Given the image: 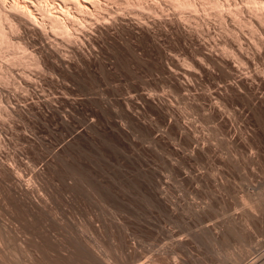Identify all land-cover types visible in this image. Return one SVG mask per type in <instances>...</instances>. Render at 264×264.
<instances>
[{"label":"rangeland","instance_id":"1","mask_svg":"<svg viewBox=\"0 0 264 264\" xmlns=\"http://www.w3.org/2000/svg\"><path fill=\"white\" fill-rule=\"evenodd\" d=\"M227 24L237 30L238 44L218 36L221 27L216 23L203 36L183 40L168 30L157 34L153 43L138 31L111 29L109 37L99 32L92 36L99 52L114 60L109 69L98 62L100 67L95 63L71 75L53 68L43 52L38 54L39 67L11 66L12 81L0 84V264H98L93 258L105 253L111 264H248L264 253V83L256 75L264 70V27L255 23L251 33L248 26ZM22 40L30 41V48L43 49L44 42L25 34ZM167 66L175 69L171 72ZM241 77L246 85L238 84ZM232 82H237L238 91L229 89ZM92 167L110 173L119 167L158 169L155 178L161 179L163 189L169 188L164 189L167 196L203 202L196 200L197 214L191 211L194 206L180 209L178 232V219L172 222L175 227L166 216L157 215L158 221L163 217L160 225L148 230L121 213L119 221H128L131 229L119 234L108 222L117 213L110 203L111 176H87L84 170ZM184 170L190 171L187 178L179 174ZM173 182L183 184L182 189ZM112 189L132 194L137 190ZM171 233L180 234L179 242H172L175 235L167 240Z\"/></svg>","mask_w":264,"mask_h":264},{"label":"bare ground","instance_id":"2","mask_svg":"<svg viewBox=\"0 0 264 264\" xmlns=\"http://www.w3.org/2000/svg\"><path fill=\"white\" fill-rule=\"evenodd\" d=\"M232 22L233 25L238 27H244L248 26L251 30V33H254L253 25L259 24L260 26L264 27V0H0V84L2 85H8L10 84V80L12 81V75H11V66L15 63L22 64L26 66H29L30 64L33 65V67H39V55L41 56L42 52L46 57H48L51 62V66L53 68L57 67L58 69H61L62 71L67 72L68 74L73 75L77 72H82V70L92 68L94 65L103 64L104 66H108V69L110 66L109 63H113L110 56H105L101 54L98 50L99 45L93 39V35L95 32H99L105 37H109L111 34V29H118L130 33H135V31H138L142 35L143 38L146 40H149L148 42H156L157 41V34L166 33L168 30L173 32L176 35L181 36L183 40L190 36H200V34L203 36V33L205 31L209 32V25L218 24L221 29V31H218V36H225L226 38H231L232 41L234 40L236 43L239 42V34L235 33V31L231 30L233 29L230 26L227 27V22ZM256 23V24H255ZM232 24H230L232 26ZM242 30V29H241ZM259 30V27H258ZM115 32V31H114ZM205 34H208V33ZM239 32V31H238ZM259 32V31H258ZM113 33V32H112ZM261 33V32H260ZM27 35V38H29L31 41H39L43 44V49L38 51L37 49L30 48V41L27 42V40L23 41L22 36ZM125 34V32H124ZM167 34V33H166ZM101 36V35H100ZM163 36V35H162ZM217 36V37H218ZM103 37V36H102ZM127 37V36H126ZM262 37V36H261ZM99 38V37H98ZM195 38V37H194ZM225 38V40H226ZM25 39V38H23ZM97 39V38H96ZM138 39V38H137ZM193 39V37H192ZM198 39V38H197ZM200 39V38H199ZM206 39V38H205ZM208 39V38H207ZM216 39V38H215ZM220 39V38H219ZM106 40V39H105ZM160 40V39H159ZM209 40V39H208ZM264 40V39H263ZM104 41V40H103ZM143 41V40H142ZM191 41V40H190ZM193 41V40H192ZM207 41V40H206ZM215 41V40H214ZM259 41V40H258ZM108 42V41H107ZM110 42V41H109ZM234 42V43H235ZM38 43V42H37ZM186 43V42H185ZM205 43V41H204ZM235 43V44H236ZM264 43V42H263ZM87 44V45H86ZM102 44V43H101ZM131 44V43H130ZM187 44V43H186ZM202 44V43H201ZM207 44V43H206ZM216 44V43H215ZM238 44V43H237ZM86 45V50L85 46ZM240 45V44H239ZM33 46V45H32ZM42 46V45H41ZM65 46V48H64ZM88 46V47H87ZM98 46V47H97ZM101 46V45H100ZM112 46V44H111ZM156 46V45H155ZM34 47V48H35ZM102 47V46H101ZM100 47V48H101ZM133 47V46H132ZM68 48V49H66ZM111 48V47H110ZM139 48V47H138ZM238 48L241 49L240 46ZM198 49V48H197ZM64 50V51H63ZM212 51V50H211ZM66 52V53H65ZM223 52H227L226 50H223ZM41 53V54H40ZM111 53V52H110ZM206 53V52H205ZM208 53V52H207ZM39 54V55H38ZM171 54V53H170ZM202 54V53H201ZM210 54V53H209ZM213 54V53H212ZM220 54V53H219ZM223 54V53H222ZM108 55V54H107ZM113 55V54H112ZM204 55V53H203ZM137 56V55H136ZM205 56V55H204ZM202 57V56H201ZM225 57V56H224ZM254 57V56H253ZM41 58V57H40ZM43 58V57H42ZM169 58V57H168ZM200 58V57H198ZM227 58V57H226ZM108 61V63L106 62ZM202 60V59H201ZM220 60V59H219ZM228 60V59H227ZM167 62V61H166ZM197 62V61H196ZM202 62V61H200ZM96 63V64H95ZM98 64V65H99ZM100 64V65H101ZM169 64V63H168ZM181 64V63H180ZM189 64V63H188ZM191 64V63H190ZM205 64V63H203ZM45 65V63H44ZM99 65V67H100ZM223 65V64H222ZM195 65L192 64L191 68H194ZM96 67V66H95ZM103 67V66H102ZM173 67V66H172ZM172 67L167 66L169 71H173L175 68L172 69ZM197 67L202 68V63H198ZM206 67V66H205ZM255 67V66H254ZM43 68V67H42ZM52 69L51 67H49ZM48 68V69H49ZM35 69V68H34ZM41 69V68H39ZM38 69V70H39ZM46 69V68H45ZM87 69V70H88ZM112 69V67H111ZM186 69V68H185ZM37 70V69H36ZM261 70V69H260ZM185 71V70H183ZM191 71V70H190ZM43 72V71H41ZM177 72V71H176ZM261 72H264V70L258 71L256 75L258 76V79L260 82L264 83V76H261ZM244 73V72H243ZM40 74V73H39ZM78 74V73H77ZM178 74V73H177ZM252 75V73H250ZM249 74V75H250ZM242 75V74H241ZM264 75V73H263ZM247 76V74H246ZM26 79L29 78L28 76H25ZM15 78V77H14ZM13 78V79H14ZM239 83L240 85H246L245 78L241 77ZM250 78V76H249ZM25 79V78H24ZM25 79V80H26ZM248 79V78H247ZM28 80V79H27ZM26 80V81H27ZM254 80V79H253ZM29 81V80H28ZM14 82V81H13ZM256 82V81H255ZM27 83V82H25ZM257 83V82H256ZM14 84V83H13ZM237 82L232 84H229V89L233 91H238V85ZM260 84V83H259ZM18 85V84H17ZM182 85V84H181ZM249 85V84H248ZM184 86V85H183ZM2 87V86H1ZM6 87V86H4ZM14 87V85H13ZM17 87V86H16ZM22 87V86H21ZM228 87V86H227ZM226 87V88H227ZM254 87V86H253ZM3 88V87H2ZM9 88V86H8ZM11 88V87H10ZM29 88V87H28ZM23 89V88H22ZM9 90V89H8ZM27 90V89H26ZM242 90V89H241ZM243 91V90H242ZM245 91V90H244ZM25 94V93H24ZM29 94V93H27ZM22 96V94H21ZM131 96V95H130ZM8 97V96H7ZM10 97V96H9ZM8 97V98H9ZM15 97V96H14ZM151 95H147L146 98L148 100H151ZM153 97V95H152ZM162 97V95H161ZM209 97V96H208ZM7 98V99H8ZM13 98V97H12ZM28 98V97H27ZM25 98V99H27ZM130 98V97H129ZM154 98V97H153ZM215 98V97H214ZM218 98V97H217ZM250 98V97H249ZM6 99V98H5ZM10 100V99H9ZM50 100V99H49ZM133 100V99H132ZM29 101H32L31 99ZM28 101V103H29ZM155 101V100H154ZM3 98L0 94V104L3 103ZM9 101H6L5 103H8ZM50 102V101H49ZM17 103V102H16ZM12 104V103H11ZM161 104V103H160ZM19 105V104H18ZM163 105V103H162ZM8 105H6L7 107ZM5 107V106H4ZM1 108V107H0ZM4 109V108H3ZM7 109V108H6ZM2 111V110H1ZM3 112V111H2ZM7 112V111H5ZM10 112V111H9ZM3 114V113H2ZM7 114V113H6ZM13 115V114H12ZM2 116V115H1ZM0 116V117H1ZM11 116V115H10ZM4 117V116H3ZM2 117V118H3ZM3 123V122H2ZM180 127V126H179ZM184 129L180 128V132H183ZM182 134V133H181ZM242 135V134H241ZM229 139V138H228ZM229 141V140H228ZM99 168V167H98ZM144 168V167H143ZM14 169V168H13ZM93 170V167L91 168ZM97 169V167H96ZM106 169V168H105ZM124 169V168H123ZM123 169H112L111 173L110 171L105 170H84L85 174L87 176L89 175H100V176H111V207L115 209L116 216H111L110 214V220L108 222L110 223L111 227H114V229L117 231V233H121V230L124 228L127 230L129 227H126L128 225V221L123 220V222H120L117 215H121V213H126V217L130 222L133 223V225L137 224L139 226L147 227L149 228L153 226H157L158 222L163 219L162 216H166L168 219L167 222L171 221V223L178 219V214L182 211L180 209L186 208L185 206H191L193 209L191 211L195 210V202L199 199L193 198L185 201L181 199V195L176 197H172V195L167 196L166 189L168 191L169 188H164L165 185L160 186L161 183L159 180L155 178L157 175L158 169L154 172L153 171H142V169L139 171H128ZM126 169V168H125ZM146 169H148L146 167ZM186 169V168H185ZM77 170V169H76ZM82 170V171H83ZM110 170V169H109ZM132 170V169H131ZM152 170V169H150ZM170 170V169H169ZM168 170V172H169ZM183 170V169H182ZM187 170V169H186ZM191 170V169H190ZM58 171V170H57ZM68 173V170H66ZM81 171V170H80ZM167 171V170H166ZM172 171L175 170L173 169ZM192 171V170H191ZM200 171V170H198ZM208 171V170H207ZM73 172V171H72ZM194 172V171H192ZM204 172V171H203ZM172 174L171 172H169ZM169 173H165L168 174ZM190 174V171L188 172ZM188 173L184 171H181L179 174H184L182 177L187 178ZM198 175L199 172H194ZM194 173H191L194 174ZM202 173V172H201ZM200 173V174H201ZM61 174V173H60ZM81 174V173H80ZM163 174V173H160ZM178 173H176L177 175ZM213 174V173H212ZM215 174V173H214ZM84 175V174H83ZM59 176V175H58ZM70 176V175H69ZM164 176V175H163ZM162 176V177H163ZM196 177V180L198 179ZM201 176V175H200ZM60 177V176H59ZM62 177V176H61ZM96 177V176H95ZM161 177V176H160ZM161 177V178H162ZM178 177V176H177ZM180 177V178H182ZM202 177V176H201ZM97 178V177H96ZM155 178V179H154ZM173 179L171 177H168L167 179ZM179 178V179H180ZM189 178V177H188ZM193 178V176H192ZM200 178V177H199ZM66 179V178H65ZM88 179V177L86 178ZM92 179V178H91ZM166 179V178H165ZM175 179V178H174ZM179 179H176L178 182ZM195 179V178H194ZM206 179V178H205ZM71 180V179H70ZM78 180V179H77ZM85 180V179H84ZM89 180V179H88ZM182 180V179H181ZM190 180V178H189ZM192 180V179H191ZM195 180V182H196ZM217 180V179H216ZM82 181V180H81ZM99 181V179H98ZM173 181V180H172ZM184 181V179L182 180ZM181 181V183H182ZM222 181V180H221ZM91 183V181H89ZM88 182V183H89ZM95 182V181H94ZM162 182V181H161ZM164 182V181H163ZM167 182V181H166ZM190 182V181H189ZM199 182V181H198ZM66 183V182H65ZM68 183V182H67ZM82 183V182H81ZM101 183V182H99ZM168 186L170 187L169 182ZM193 183V182H192ZM29 184V183H28ZM70 184V183H69ZM77 184V183H75ZM96 184V182H95ZM102 184V183H101ZM174 184V182H173ZM195 184V183H194ZM81 185V184H80ZM87 185V184H85ZM89 185V184H88ZM91 185V184H90ZM175 185V184H174ZM179 185V183H178ZM197 185V182H196ZM195 185V186H196ZM199 185V184H198ZM202 185V184H201ZM69 186V185H68ZM79 186V185H78ZM107 186V185H104ZM135 187V189L132 193H129L130 191L128 189L129 194L127 191H123L122 187ZM177 186V185H175ZM183 186V184L179 185ZM177 186V190L179 191L182 189V187ZM193 186V187H195ZM27 187V186H26ZM74 187V186H73ZM87 187V186H86ZM85 187V188H86ZM91 187V186H90ZM122 189L120 192L117 193V191L113 190L112 188ZM167 187V185H166ZM219 187V186H218ZM104 188V187H103ZM173 188V187H172ZM181 188V189H180ZM197 188V187H195ZM14 189V188H13ZM96 189V188H95ZM102 189V188H101ZM187 189V188H186ZM190 189V188H189ZM27 190V189H26ZM50 190V189H49ZM75 190V189H74ZM175 190V188H174ZM173 190V191H174ZM184 190V188H183ZM51 191V190H50ZM49 191V192H50ZM54 191V190H53ZM92 191V189H91ZM107 191V190H106ZM52 192V191H51ZM93 192V191H92ZM100 192V191H99ZM170 192V190H169ZM168 192V193H169ZM177 193V191H174ZM184 193L183 191H181ZM104 193V192H103ZM108 193V192H107ZM166 193V194H165ZM172 193V192H170ZM180 193V192H179ZM181 193V194H182ZM77 194V193H76ZM95 194V193H94ZM102 194V193H101ZM206 194V193H205ZM79 195V194H77ZM82 195V194H81ZM98 195V194H97ZM184 195V194H182ZM101 196V195H100ZM195 196V195H194ZM56 197V196H55ZM67 197V196H66ZM180 197V198H179ZM186 197V196H185ZM188 197L186 199H188ZM212 197V196H211ZM65 198V197H64ZM72 198V197H71ZM82 198V197H81ZM97 198V197H96ZM54 199V198H53ZM181 199V200H180ZM50 200V199H49ZM68 200V199H67ZM66 200V201H67ZM83 200V199H82ZM102 200V199H101ZM180 200V201H179ZM203 200V199H201ZM211 200V199H210ZM55 201V200H54ZM69 201V200H68ZM184 203H183V202ZM207 201V200H205ZM205 201L203 203V206L205 204ZM72 202V201H71ZM104 202V201H102ZM109 202V201H108ZM203 201H201L202 203ZM245 201H242L244 204ZM64 203V202H63ZM73 203V202H72ZM97 203V202H96ZM197 203V202H196ZM200 203V200L197 204ZM200 203V204H201ZM208 204V202H206ZM56 204V203H55ZM241 204V203H240ZM248 204V201L247 203ZM245 204V205H246ZM49 205V204H48ZM61 205V204H60ZM250 205V203L248 204ZM11 206V205H10ZM97 206V205H96ZM101 206V205H100ZM103 206V205H102ZM198 206V205H197ZM51 207V206H48ZM112 208V209H113ZM195 208V209H194ZM198 207L197 209H199ZM204 208V207H203ZM245 208V207H244ZM249 208H252L251 205ZM248 208V209H249ZM61 209V208H60ZM66 209V208H65ZM111 209V208H110ZM109 209V210H110ZM190 209V208H188ZM52 210V209H51ZM87 210V208H86ZM85 210V211H86ZM185 210V209H184ZM187 210V209H186ZM185 210V211H186ZM200 210V209H199ZM199 210H196L197 212ZM203 210V209H202ZM84 211V209L82 210ZM114 211V210H113ZM190 211V210H189ZM190 211V212H191ZM204 211V210H203ZM227 211V210H226ZM246 211V210H245ZM252 212V210L250 209ZM56 212V211H55ZM62 212V211H61ZM106 212V211H105ZM105 212L102 214H105ZM110 211H108L109 213ZM155 212L156 214H152ZM202 211H200L201 213ZM248 212V210H247ZM250 212V213H251ZM51 213V211H50ZM95 213V212H94ZM108 213L106 214L109 218ZM194 213H196L194 211ZM204 213V212H203ZM206 213V212H205ZM54 214V211L52 212ZM66 214V213H65ZM84 214V213H83ZM89 214H91L89 212ZM99 214V213H98ZM192 214V213H191ZM197 214V213H196ZM51 215V214H50ZM157 215H162V219L158 221ZM188 215V212H187ZM199 215V212H198ZM202 215V214H201ZM53 216V215H52ZM50 216L53 220V217ZM85 216V215H84ZM95 216V215H94ZM98 216V215H97ZM104 216V215H103ZM122 216V215H121ZM128 216V217H127ZM131 216V217H130ZM151 216V217H150ZM182 215H180L181 217ZM186 216V215H185ZM184 216V217H185ZM190 216V215H189ZM194 216V214H193ZM197 216V215H196ZM200 216V215H199ZM1 217V216H0ZM82 217V216H81ZM88 217V216H86ZM99 217V216H98ZM179 217V218H180ZM56 218V217H55ZM69 218V217H68ZM79 218V217H78ZM89 218V217H88ZM100 218V217H99ZM105 217H101V219ZM183 218V216H182ZM181 218V219H182ZM229 218V217H228ZM245 218V217H244ZM2 219V218H1ZM73 219V218H72ZM84 218H82L83 220ZM91 219H94L91 218ZM107 219V218H106ZM124 219V218H123ZM126 219V220H127ZM180 219V221H181ZM184 219V218H183ZM56 220V219H55ZM80 220V219H79ZM165 220V218H164ZM236 220V219H235ZM60 221V220H59ZM65 221V220H63ZM72 221V220H71ZM102 221V220H101ZM164 222V224L166 223ZM174 221V223H175ZM186 220H183L185 222ZM204 221V220H203ZM55 221H53L54 223ZM86 222V221H83ZM82 222V223H83ZM107 221L105 220V223ZM107 222V223H108ZM181 222V223H183ZM23 223V222H22ZM50 222L49 224H51ZM62 223V222H61ZM77 223V222H76ZM104 223V224H105ZM108 223V224H109ZM170 223V222H169ZM180 223L179 219L178 222L175 224ZM7 224V223H5ZM4 224V225H5ZM12 224V223H10ZM48 224V223H47ZM86 224L87 223H83ZM82 224V225H83ZM99 224V223H98ZM102 224V223H101ZM189 224V223H188ZM197 224V222H196ZM203 224V223H202ZM209 223H206V225ZM53 225V224H52ZM81 225V224H79ZM78 225V229L79 226ZM97 225V224H96ZM160 225V223L158 224ZM162 225V224H161ZM169 225V224H168ZM173 226H175L172 223ZM171 225V227L174 229V227ZM180 224H177V226ZM185 224H183V227ZM57 226V225H56ZM85 226V225H83ZM82 226V227H83ZM109 227V225H106ZM129 226V225H128ZM163 226V225H162ZM181 226V225H180ZM203 226V225H202ZM205 226V225H204ZM246 226V225H245ZM88 225L85 227L87 228ZM165 226H163L164 228ZM170 227V226H169ZM169 227L166 226V228L169 229ZM176 227V226H175ZM207 227V226H206ZM210 227V226H209ZM17 228V227H16ZM74 228V227H73ZM156 228V227H155ZM162 228V227H160ZM204 228L205 227H201ZM3 229V228H2ZM5 229V228H4ZM84 229V227H83ZM89 229V228H88ZM113 229V228H112ZM131 229V228H129ZM140 229V228H139ZM144 229V228H143ZM146 229V228H145ZM151 229V231H152ZM157 229H159L157 227ZM166 230L167 233L171 230ZM171 229V228H170ZM176 229V228H175ZM174 229V231H175ZM179 226L177 228L178 232ZM181 229V228H180ZM179 229V230H180ZM185 229V228H184ZM200 229V227H199ZM203 229V230H204ZM216 229V228H215ZM50 230V229H49ZM82 230V229H81ZM95 230V228H94ZM101 230V229H100ZM114 230V231H115ZM125 230V231H126ZM136 230V229H135ZM147 230V229H146ZM201 230V229H200ZM206 230V229H205ZM209 230V229H208ZM212 230V229H211ZM6 231V230H5ZM85 231V230H84ZM83 231V232H84ZM97 231V230H96ZM123 232V235L125 233ZM132 231V230H131ZM149 232L150 234H154ZM155 231V230H154ZM160 231V229H159ZM173 231V230H172ZM199 231V230H198ZM27 232V231H26ZM60 232V231H59ZM58 232V233H59ZM89 232V231H88ZM87 232V233H88ZM91 232V231H90ZM108 232V231H107ZM143 232V231H142ZM141 232V233H142ZM153 232V231H152ZM164 234V231H162ZM197 232V231H196ZM57 233V232H56ZM97 233V232H96ZM140 233V232H139ZM146 233V232H145ZM148 233V232H147ZM157 233V232H155ZM161 233V232H160ZM173 233V232H172ZM171 233V234H172ZM191 233V232H190ZM198 233V232H197ZM12 234V233H11ZM50 234V233H49ZM85 234V233H84ZM90 234V233H89ZM88 234V235H89ZM92 234V233H91ZM102 234V233H101ZM132 234V233H131ZM163 234V236H164ZM186 234V233H185ZM10 235V234H9ZM51 235V234H50ZM82 235V234H81ZM87 235V236H88ZM94 235V234H93ZM92 235V236H93ZM99 235V234H97ZM143 235V234H142ZM141 235V236H142ZM148 235V234H147ZM167 234L166 236H168ZM175 235V234H174ZM172 238L167 240H172ZM178 235V234H177ZM180 235V234H179ZM178 235V236H179ZM214 235V234H213ZM12 236V235H11ZM21 236V235H20ZM103 236V235H102ZM122 236V235H121ZM125 236V235H124ZM155 236V235H154ZM159 236V235H158ZM171 236V235H170ZM176 236V235H175ZM172 242L177 241L179 242L178 236L175 237ZM182 236V235H181ZM185 236V235H184ZM8 237V236H7ZM52 237V236H51ZM81 237V236H80ZM120 237V235H119ZM11 238V237H10ZM76 238V237H75ZM83 238V237H82ZM98 238V237H97ZM122 237H120L121 239ZM134 238V237H133ZM139 238V237H138ZM165 238V237H164ZM178 238V239H176ZM7 239V238H5ZM12 239V238H11ZM131 239V238H130ZM161 239V237H160ZM166 239V238H165ZM176 239V240H175ZM2 240V239H1ZM95 240V239H94ZM99 240V239H98ZM135 240V239H134ZM139 240V239H138ZM141 240V239H140ZM153 240V239H152ZM182 240V239H180ZM187 240V239H186ZM10 241V240H9ZM12 241V240H11ZM55 241V238H54ZM91 241V240H90ZM96 241V240H95ZM111 241V240H110ZM154 241V240H153ZM161 241V240H160ZM183 241V240H182ZM189 241V240H188ZM16 242V241H15ZM19 242V241H18ZM60 242V241H59ZM65 242V241H64ZM101 242V241H100ZM121 242V241H120ZM126 242V241H125ZM167 242V241H166ZM181 242V241H180ZM90 242H88V246ZM103 243V242H102ZM108 243V242H107ZM119 243V242H118ZM122 243V242H121ZM139 243V241H138ZM164 243V242H163ZM162 243V244H163ZM169 243V242H168ZM182 243V242H181ZM184 243V242H183ZM21 244V243H20ZM63 244V243H62ZM173 245V243H171ZM175 244V243H174ZM177 244V243H176ZM185 244V243H184ZM10 245V244H9ZM86 245V244H85ZM98 245V244H97ZM109 245V244H108ZM24 246V245H23ZM64 246V245H63ZM81 246V245H80ZM115 246V245H114ZM113 246V247H114ZM134 246V245H133ZM9 247V246H8ZM62 247V246H61ZM91 247V245H90ZM96 247V246H95ZM94 247V248H95ZM140 247V246H139ZM143 247V246H142ZM161 247V246H160ZM87 248V247H86ZM85 248V249H86ZM63 249V248H61ZM80 249V248H79ZM100 249V247H99ZM102 249V248H101ZM104 249V248H103ZM106 249V247H105ZM56 250V249H55ZM73 250V249H72ZM118 250V249H117ZM115 250L116 252H118ZM171 250V249H170ZM53 251V250H52ZM91 251V250H90ZM101 251V250H100ZM110 251V250H109ZM107 250V253L109 252ZM126 251V250H125ZM130 251V250H129ZM61 252V250L59 251ZM98 252V251H97ZM96 252V253H97ZM113 252V251H112ZM159 252V251H158ZM51 253V252H50ZM92 254L94 253L91 252ZM95 253V254H96ZM99 253V252H98ZM102 253V252H101ZM172 253V252H171ZM66 254V253H65ZM86 254V253H85ZM94 254V255H95ZM116 254V253H115ZM119 254V253H118ZM142 254V253H141ZM157 254V253H156ZM54 255V254H53ZM78 255V254H77ZM98 255V254H97ZM93 259H96L98 264H111L110 262V255H107L105 253L101 254L103 256H97ZM100 255V254H99ZM130 255V254H129ZM93 256V255H92ZM113 256V255H112ZM131 256V255H130ZM162 256V254H161ZM52 257V256H51ZM117 257V256H116ZM123 257V255H122ZM175 257V256H173ZM49 258V257H48ZM61 258V257H60ZM80 258V257H79ZM127 258V256H126ZM161 258V257H160ZM82 259V258H81ZM119 259V257L117 258ZM121 259V258H120ZM128 259V258H127ZM162 259L163 256H162ZM160 259V260H162ZM57 260V259H56ZM61 260V259H60ZM87 260V259H86ZM137 260V259H136ZM53 261V259H52ZM95 262V260H93ZM121 261V260H120ZM128 261V260H127ZM132 261V260H131ZM138 261V260H137ZM153 261V260H152ZM171 262V260H169ZM168 261V262H169ZM184 261V260H183ZM251 261V260H250ZM64 262V261H63ZM88 262V261H87ZM115 262V260H114ZM149 262V261H148ZM156 262V261H155ZM159 262V261H158ZM52 263V262H51ZM55 263V262H54ZM123 263V262H122ZM121 263V264H122ZM133 263V262H132ZM157 263V262H156ZM172 263V262H171ZM173 263L175 261L173 260ZM179 263V262H177ZM183 263V262H182ZM53 264V263H52ZM97 264V263H96ZM117 264V263H116ZM120 264V263H119ZM129 264V263H128ZM145 264V263H141ZM147 264V263H146ZM158 264V263H157ZM169 264V263H168ZM247 264V263H246ZM248 264H264V253L260 254L256 259L252 260L251 262H248Z\"/></svg>","mask_w":264,"mask_h":264}]
</instances>
